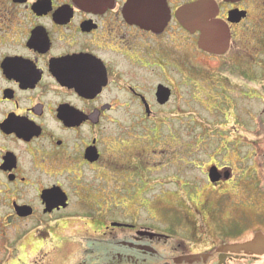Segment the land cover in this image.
<instances>
[{
	"label": "flooded vegetation",
	"instance_id": "obj_1",
	"mask_svg": "<svg viewBox=\"0 0 264 264\" xmlns=\"http://www.w3.org/2000/svg\"><path fill=\"white\" fill-rule=\"evenodd\" d=\"M199 1L225 24L222 54L177 17ZM185 55L223 60L218 72L240 83L224 78L211 100L226 135L194 162L183 191L196 200L166 205L147 195V166L117 170L105 155L129 158L130 130L146 133L174 97L171 74L191 81ZM110 126L119 131L105 142ZM108 169L124 173L121 195L99 186ZM153 205L174 217H153ZM262 207L264 0H0V264H264L233 247L264 236Z\"/></svg>",
	"mask_w": 264,
	"mask_h": 264
},
{
	"label": "rangeland",
	"instance_id": "obj_2",
	"mask_svg": "<svg viewBox=\"0 0 264 264\" xmlns=\"http://www.w3.org/2000/svg\"><path fill=\"white\" fill-rule=\"evenodd\" d=\"M183 63L184 70L191 75V81H186L187 84L184 87L177 86L176 78L171 74L168 81L174 84V97L167 106L160 108L151 118L150 130H147L146 133L141 127L130 130L131 136L129 137L132 142L129 151H126L129 158L123 159L121 156L109 154V152L112 153L111 147H108V153L105 155V160L108 159L107 156L115 157L117 170L123 168L122 164L127 162L130 163L129 171H133L131 165L134 164L147 166V170H149L148 185L151 186V191L147 195L152 196V198L150 197L152 201L166 202V205L168 202L196 200L191 193L185 194L183 191V189H192L191 186H187V182H192L199 173L194 162L199 159L205 161L206 155L220 145L221 136L226 135V122L218 117L219 112L214 110L218 105L211 100L215 97L218 101V83L222 84L224 78H227L233 87L240 83V81L228 78L218 72L219 67H223L221 64L223 60L202 64L192 58L190 63L185 55ZM168 73H172V71L168 69ZM151 79L152 86L159 81L154 74ZM221 109L218 111L223 113L224 110ZM109 115L111 116V114ZM113 117L114 115L111 116V118ZM118 131V128L110 126L104 129V132L102 131L101 138L108 142V139L113 138ZM110 159L112 160V158ZM115 167L110 164L109 168L114 169ZM143 169V167H137L136 170L143 171ZM142 171H137L135 174L140 175ZM106 173L99 172V186L109 185L111 188L112 185L113 189L121 195L122 190L118 191V189H122L121 176L124 173L118 172L115 175L110 169ZM138 181L137 177L136 183ZM202 182L204 183L201 179ZM139 183H143L142 179ZM179 186L182 189L178 188ZM201 190H205V187ZM203 195L204 191L200 194L201 200ZM163 203L162 205H164ZM260 210L264 228V208L262 207ZM256 212L257 209L248 208V215ZM151 215L156 218L174 217L172 211H168L167 214L158 213L157 210H154V205ZM249 218L248 220L252 219ZM248 229L250 230V228Z\"/></svg>",
	"mask_w": 264,
	"mask_h": 264
},
{
	"label": "water",
	"instance_id": "obj_3",
	"mask_svg": "<svg viewBox=\"0 0 264 264\" xmlns=\"http://www.w3.org/2000/svg\"><path fill=\"white\" fill-rule=\"evenodd\" d=\"M217 7L208 1H199L191 5L181 7L177 11V17L187 29H198L201 32L199 47L204 51L222 54L227 48V29L223 21L215 19ZM169 95L168 89L159 86L157 96L162 103ZM246 251L264 253V236L255 234L248 242L233 245Z\"/></svg>",
	"mask_w": 264,
	"mask_h": 264
}]
</instances>
